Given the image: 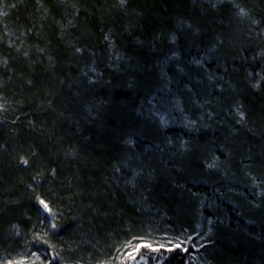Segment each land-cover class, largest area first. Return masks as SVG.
I'll use <instances>...</instances> for the list:
<instances>
[{"label": "trees", "instance_id": "obj_1", "mask_svg": "<svg viewBox=\"0 0 264 264\" xmlns=\"http://www.w3.org/2000/svg\"><path fill=\"white\" fill-rule=\"evenodd\" d=\"M202 2L0 0V264H126L132 237L167 232L202 240L137 264H264V0ZM181 20L223 41L208 61L222 79L163 125L147 112L163 57L136 38Z\"/></svg>", "mask_w": 264, "mask_h": 264}, {"label": "snow or ice", "instance_id": "obj_2", "mask_svg": "<svg viewBox=\"0 0 264 264\" xmlns=\"http://www.w3.org/2000/svg\"><path fill=\"white\" fill-rule=\"evenodd\" d=\"M121 7L126 6L127 0H119ZM225 0H203L201 4V10H204V5L209 6L212 9H218L220 5H223ZM75 7V5H73ZM238 9L237 15L240 17H248L249 12H247L241 5L235 4ZM72 25V21L68 22ZM256 24L259 21H252ZM103 40L108 42L109 47L115 48L114 41L112 39L111 30L109 33L104 34ZM223 41L216 36H209L208 30L203 27L195 26L194 23H188L181 20L175 27L162 32L159 35H154L151 41H144L136 38V44L138 45L135 53L137 56L142 54V49L147 47L148 52L152 53L154 56H162L163 59H156V64L152 65L158 71V76L152 79L158 81V87L152 96L147 100V112L160 118V122L163 125L169 123L166 116L171 115V110H176L182 114L186 113V105L198 104L197 97L209 94L210 89H215L220 86V81L222 77L217 76L216 72L212 70L211 66L208 64L210 59L215 58L216 52L222 46ZM193 50H196V55H193ZM43 51V49H40ZM84 49L80 47L75 48L76 53H82ZM203 55H200V53ZM27 55V53H26ZM241 59H244L243 52L239 53ZM235 58V57H234ZM51 59V57H49ZM127 59L131 62L134 57L115 53V61ZM151 64V59H145L144 65L140 67H146ZM96 72L95 68L91 69ZM227 72V69H225ZM86 75V74H85ZM100 76H97L96 80L89 78L85 88L99 83ZM264 79V77H261ZM151 83V81H149ZM259 84H254L253 87H259ZM128 87H132L131 84ZM80 91L77 88L75 95H79ZM48 104L51 106L53 104V99L48 98ZM203 107V105H200ZM3 105H0L2 108ZM144 106L141 105V110ZM209 116L212 114L209 113ZM236 116L239 119L236 121L237 125H243L245 122V113L241 111L239 107L236 109ZM186 118V116H185ZM2 120V118H0ZM196 121H189V125L194 126ZM186 127L188 125H185ZM170 142V141H169ZM128 143H133V141H128ZM218 157L213 156L212 162L207 164L209 169L217 167ZM24 164H27V160H23ZM117 172H120L119 167L116 168ZM143 175V170L137 171L132 170L131 175L126 177V182L133 184L137 179ZM37 200L40 205L44 207L45 210L51 212V208L45 200L41 199L39 196ZM55 227V225H53ZM141 243L137 245H130L133 248V252H129L127 259H136L134 252H139L141 247H146L152 252H161L162 249L171 253L177 249L187 252V247H184L187 243L191 241L190 236H185L181 239L179 236L168 239L166 241H149L143 243L144 237L138 238ZM47 242V241H45ZM155 245V246H154ZM36 256V254H33ZM142 258V257H141ZM39 260V256H36ZM8 264H22L20 261H9ZM41 264L43 262L41 261ZM51 264V262H49Z\"/></svg>", "mask_w": 264, "mask_h": 264}, {"label": "rangeland", "instance_id": "obj_3", "mask_svg": "<svg viewBox=\"0 0 264 264\" xmlns=\"http://www.w3.org/2000/svg\"><path fill=\"white\" fill-rule=\"evenodd\" d=\"M177 236H179L181 239H184L185 236H190L191 237V241L189 243H187L186 245H184V247L191 246L190 248H192L193 250L199 248L198 245L200 244V242L202 240L201 238L197 237V235L187 234V235L182 236V235H179V234H174L172 232H167V233H160L157 236L148 235L144 239L143 243H147L149 241H153V242H156V241H166L168 239H172V238H175ZM132 238L133 239L129 240V243L130 244L128 246H126L125 248L122 247V249H126V251L123 254L121 252H118L117 255H119V256L120 255H128L129 252H133V248L130 247V245H137L138 243H141V241L138 238H134V237H132ZM20 262H22V264H26V263L29 262V260L21 259Z\"/></svg>", "mask_w": 264, "mask_h": 264}, {"label": "bare ground", "instance_id": "obj_4", "mask_svg": "<svg viewBox=\"0 0 264 264\" xmlns=\"http://www.w3.org/2000/svg\"><path fill=\"white\" fill-rule=\"evenodd\" d=\"M41 198V197H40ZM41 199H43V200H45V202L46 203H48V205H49V202L46 200V199H44V198H41ZM38 204H39V202H38ZM39 206H41V208H43L44 209V207L42 206V205H40L39 204ZM50 207V206H49ZM47 211V210H46ZM141 252H146L147 254H150V253H152V251L151 250H149L148 248H146V247H141L140 248V250H139V252H134V255H137V254H141ZM142 258H138V259H131L130 261H128V263H126V264H137V263H140V262H142V261H144V262H146L147 263V261H146V259H145V256L144 255H142L141 256ZM106 263L107 264H113L112 263V261L111 260H106ZM155 264H157V263H155Z\"/></svg>", "mask_w": 264, "mask_h": 264}]
</instances>
